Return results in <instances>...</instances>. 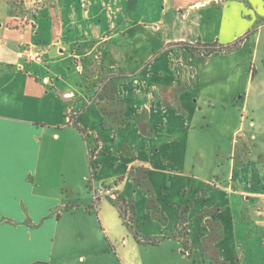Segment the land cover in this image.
Segmentation results:
<instances>
[{"label": "crops", "instance_id": "crops-1", "mask_svg": "<svg viewBox=\"0 0 264 264\" xmlns=\"http://www.w3.org/2000/svg\"><path fill=\"white\" fill-rule=\"evenodd\" d=\"M146 2L0 16V264H239L238 231L264 238V0Z\"/></svg>", "mask_w": 264, "mask_h": 264}, {"label": "rangeland", "instance_id": "rangeland-1", "mask_svg": "<svg viewBox=\"0 0 264 264\" xmlns=\"http://www.w3.org/2000/svg\"><path fill=\"white\" fill-rule=\"evenodd\" d=\"M45 1H47V0H0V16L2 15L1 19H3L4 17L6 18L5 25H7V26H9L14 21L21 22V19H23V20H25L26 18L30 19L31 16L30 15L28 16V14H30L29 12L33 8H36L37 6L44 3ZM146 1H147L146 2L147 8H144L141 4V6L138 10V14L142 15V14L146 13V14H148L150 19H153L163 10L164 5L162 3V0H146ZM24 14H27V15H24ZM17 15H18V18H17ZM7 18H8V20H7ZM261 44L263 47L264 38L262 39ZM195 46L197 49L196 52H199V51L203 52L204 51V49L201 47L200 42L196 43ZM257 47H258V45H257ZM216 49H220V47L217 46ZM220 53H224V52H220ZM193 54H197V53H193ZM100 68H101V65L98 66V69L93 68L92 73L97 74V82L99 84H101V87L98 88L97 91L99 93L100 92L103 93V91L106 89V86H109L108 83L106 82V79H107V77H109L108 76L109 74L107 73L106 70H104L103 73L100 72ZM250 86H251V84L248 83V81H247V68L242 67L241 72H240V79L238 82V87L241 88V90L245 92V91L250 89ZM255 87H256V85L253 84L251 89L255 90ZM263 92H264V90H263ZM102 96L104 97L103 94H102ZM262 98L263 99H260L258 102H262L264 104V96ZM218 113L219 112L216 113L215 117H211V118H215L212 122L213 124L218 123V120H217L218 119ZM219 118L224 120L222 115L221 116L219 115ZM250 123H251V121H250ZM262 126H264V124H262ZM91 177H92V175L89 178V186L92 185L91 181H93V179H94V178L92 179ZM108 196H109V194H108ZM245 222L248 223L247 219L245 220ZM238 234L240 237H246L247 240H248V237H251V240L248 241L246 256H245L244 260L239 261V264H264V238L259 237V235L256 233V234H254V237H256L258 242H255L252 238L253 237L252 234H250V233L246 234V233H241V231H238ZM181 235L184 237L183 230H182ZM182 246H183V249L185 250V252L188 253V254H186L188 256L190 254V252H189L190 248L186 249L185 243H182ZM213 262H214V264L217 263L216 260L214 261L211 258L210 264H212ZM237 263H238V261H237ZM177 264H185V262L178 260Z\"/></svg>", "mask_w": 264, "mask_h": 264}, {"label": "trees", "instance_id": "trees-1", "mask_svg": "<svg viewBox=\"0 0 264 264\" xmlns=\"http://www.w3.org/2000/svg\"><path fill=\"white\" fill-rule=\"evenodd\" d=\"M241 41V38L238 39L237 41H235L234 43L232 44H228V45H216V44H201V47L204 49V51L202 52L205 56H209V55H213V54H218L220 52H230L236 48L239 47V43ZM220 47V49H216V47ZM185 47L193 52V53H196L197 49H196V46L195 44H186ZM185 212V211H184ZM184 212H181V215H180V221H181V225H182V228L185 230V223H186V220H185V217L183 216V213ZM183 222V223H182ZM185 234V238H186V235H187V232H184ZM149 241L151 243H156L157 240L156 239H152V238H149ZM188 243L189 241H187V239L185 240V248L186 249H189V246H188Z\"/></svg>", "mask_w": 264, "mask_h": 264}, {"label": "built area", "instance_id": "built-area-1", "mask_svg": "<svg viewBox=\"0 0 264 264\" xmlns=\"http://www.w3.org/2000/svg\"><path fill=\"white\" fill-rule=\"evenodd\" d=\"M19 57L24 58L27 61H36V62H41L42 58H43V54L41 51L36 50L35 48H33L32 46H27L24 48V50L22 52L19 53ZM92 179H95V175L92 172ZM96 193H98L99 195H104L106 194L104 189H99V192L96 191Z\"/></svg>", "mask_w": 264, "mask_h": 264}]
</instances>
